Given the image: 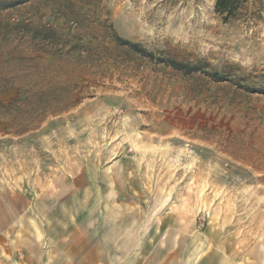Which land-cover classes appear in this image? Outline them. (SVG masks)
Returning a JSON list of instances; mask_svg holds the SVG:
<instances>
[{
    "label": "rangeland",
    "instance_id": "rangeland-1",
    "mask_svg": "<svg viewBox=\"0 0 264 264\" xmlns=\"http://www.w3.org/2000/svg\"><path fill=\"white\" fill-rule=\"evenodd\" d=\"M262 17L224 24L212 0L0 5V264H264Z\"/></svg>",
    "mask_w": 264,
    "mask_h": 264
},
{
    "label": "trees",
    "instance_id": "trees-1",
    "mask_svg": "<svg viewBox=\"0 0 264 264\" xmlns=\"http://www.w3.org/2000/svg\"><path fill=\"white\" fill-rule=\"evenodd\" d=\"M29 0H8L0 2V5H4L6 8L22 5ZM214 14L224 24L242 21L246 24H253L263 18L264 13V0H212ZM30 40L40 41L42 43H54L57 37L49 32H45L41 29H27L26 33ZM113 42L117 47L125 48L133 54L147 59L149 61L165 64L173 70L180 72L183 75H190L199 72L196 66H189L175 61L156 58L152 53L147 52L140 45L124 41L115 34L112 36ZM205 75L210 78L213 82H223V78L216 73Z\"/></svg>",
    "mask_w": 264,
    "mask_h": 264
}]
</instances>
